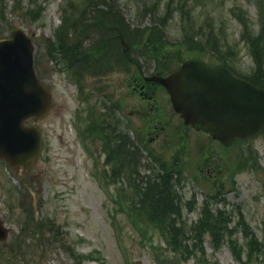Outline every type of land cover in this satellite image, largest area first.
Masks as SVG:
<instances>
[{
  "label": "rangeland",
  "instance_id": "374dc122",
  "mask_svg": "<svg viewBox=\"0 0 264 264\" xmlns=\"http://www.w3.org/2000/svg\"><path fill=\"white\" fill-rule=\"evenodd\" d=\"M71 1L79 4V9L85 5V0ZM177 1L105 0L107 6L90 8L81 16L82 10L68 9L69 0H0V40L8 39L12 29L26 34L33 44L36 75L52 100L48 115L34 122L42 134L35 164L21 175L0 159V218L6 230V238L0 241V264H158L148 248L150 242L156 251L164 246L158 231L149 229L150 242L140 241L138 222L119 204L115 206L111 195L117 188L125 189L124 193H133L137 202L135 191L140 187L131 191L124 186L125 179L141 185L139 180L160 174V167L166 170L175 166L180 171L174 176L179 182L169 190L179 201L178 212H164L165 223L172 222L189 237L190 227L200 217L207 219V207L210 213L223 211L231 220L229 226L240 223L232 238L243 248L245 234L264 244V133L225 148L207 135L186 128L163 89L152 85L151 94L145 89L144 97L134 90L144 76L166 74L188 58L223 64L239 77H254L255 64L249 46L241 40L240 22L248 24L250 35L263 40L260 20L264 19V0H180L184 2V18ZM231 7L237 18L228 13ZM108 9L133 28L152 29L153 38L162 44L158 61L139 55L147 48L143 46L129 56L138 66L126 68L118 62L111 72L87 73L81 55L105 37L87 23L92 14ZM68 20L78 22L74 29H66L62 54L55 35ZM198 26L204 33L195 30ZM192 27L194 35L188 38ZM197 47L202 49L194 50ZM110 51V47L104 50L109 61ZM262 65L258 77L264 80V59ZM135 68L140 73L137 78H133ZM73 82L81 87L79 96ZM101 113L107 127L116 131L114 139L123 136L135 153V162L141 163L139 169L136 167L138 172L118 175L114 186L102 185V176L95 171L106 170L101 142L87 139L91 124L102 120ZM118 146L124 149V141ZM213 194L219 198L214 200ZM132 205L130 202L125 207ZM40 221L59 229L56 241L51 240L46 228L38 231L35 222ZM203 239L201 248L209 264H238L225 246V237L219 248H214L208 235ZM187 244L192 249L195 243L188 239ZM262 251L250 259V264H264ZM198 255L195 252L185 264H196Z\"/></svg>",
  "mask_w": 264,
  "mask_h": 264
},
{
  "label": "water",
  "instance_id": "95a60500",
  "mask_svg": "<svg viewBox=\"0 0 264 264\" xmlns=\"http://www.w3.org/2000/svg\"><path fill=\"white\" fill-rule=\"evenodd\" d=\"M10 34L0 41V158L24 173L41 145L38 129L23 122L46 115L50 94L35 74L29 39L20 29ZM146 80L165 88L185 125L209 133L224 146L264 129V89L233 77L224 66L190 59L165 77ZM5 232L0 221V240Z\"/></svg>",
  "mask_w": 264,
  "mask_h": 264
},
{
  "label": "trees",
  "instance_id": "16d2710c",
  "mask_svg": "<svg viewBox=\"0 0 264 264\" xmlns=\"http://www.w3.org/2000/svg\"><path fill=\"white\" fill-rule=\"evenodd\" d=\"M196 1L197 0H195V2ZM183 3L184 2L180 0L177 1V5L181 6L180 10H178L182 15L181 18L185 17L183 16V11L181 10L184 5ZM193 4L195 5L196 3ZM104 6H107L105 0H87V2L85 0V5L81 9H79L78 6L73 3L68 6V9L82 10L81 16H83L84 14L86 15V12L90 8H92L93 10H97L99 7ZM26 11L28 12V10ZM92 13L93 12H91V14ZM228 13L234 15L237 18V13H235L233 7L228 10ZM69 18L70 16H68V19ZM90 19L91 21L87 24H90L91 26H94V28L100 30V33L108 32V38L110 37L109 41H112L114 47L111 53L112 55L110 61L108 58H104V50L105 48H107L108 42L105 39H101L100 41H98V43H96L93 47H90L89 51L83 52L84 54L81 55L82 59L84 60L83 67L88 69L87 73L91 75H99L105 72H110V70H113L116 66L119 65L118 62H120V64L123 63L126 68H133L134 66H138L136 62H133L129 59V56L133 51L138 50V47L143 46L147 48L143 49L142 52H139V55L147 57L152 56L154 62L155 59H157L158 61V48H161L162 44H160L157 39L153 38L152 29L146 30L142 28V30H140L138 28H133L130 25L125 24L124 21H122L123 19L121 18V20L118 14H114V12H111L109 9L108 11L98 10L96 13L92 14ZM77 22V20H68V22H65L62 25V28L59 30V34L57 35V43H59L58 49L59 51L61 50L62 54H64L63 50L65 49L63 43L64 39L66 38H64V34L66 33L65 31L68 27H73L74 29ZM261 23L262 24L260 28H264V20H262ZM240 24H242L241 27L243 30V34L240 35L242 36L241 40L245 41L246 45L249 46L250 56L252 57L255 64L254 77L250 79L246 77L240 78L248 80L255 86L264 88V80L258 77L260 75L259 73L263 69L262 61L264 59V35L261 34L263 36V40L259 35L254 37L253 35H250L248 33V24L245 21L240 22ZM191 26L188 25V27ZM201 27L202 26H198L195 29L199 34L204 33V30ZM190 30L192 31V34L188 38H191L194 35L193 27ZM190 44L194 46L193 41H191ZM199 49L202 48L197 47L194 50L199 51ZM53 50L54 44L51 45L50 53L53 52ZM69 60L72 61V59ZM111 60H114V62H112ZM164 67H166V65H159V68L161 69H164ZM133 70V78L139 77V70L137 68ZM230 71L232 72V74H235L239 77L238 74H236L232 70ZM256 72L258 73L256 74ZM78 73H80V70L78 71ZM95 131H97L98 135L102 136L106 145H110L112 161L116 164L114 166V172L119 171L121 168H123V166L128 173L132 171L137 172L136 167H138L139 169V160L135 162V153L132 151V149H129L131 145L128 141L124 140L123 136L118 135L114 139V136L112 135L113 133L116 134V131L110 127L108 128L104 121L96 123ZM114 140L117 142V145H114L113 147ZM118 140L124 141V149L118 146ZM176 168L177 167L174 166L171 168H166L165 170V167H160V174H156L154 178H148L144 182V178L139 180V183H141L142 186L135 185L128 180L127 186L131 191L132 188L134 191L137 186L140 187L137 191H135L138 193V195L136 196L138 197V201L135 202L133 193H130L129 199H127L126 202H131L133 204L132 206L128 207L129 212L130 214L134 215V221L138 222L140 230H142V226H144L145 224H147L146 228L150 227L156 230L158 229L160 231V234L162 235V238H164V240L167 242L171 251L174 252V256L177 254V262L179 264H185L186 260L191 255H194L197 251L199 252V257H205L201 245L204 240L203 238L207 235L209 236V239H211L214 248H219L220 246H222L225 242V237L227 239L228 248L232 250L233 259L239 264H250V259L256 257L257 255L260 256L263 252L262 250L264 249V244H260L255 237L249 236V238L248 235L245 234V250H243V245H240L237 239L232 238V234H234L236 230L241 227L240 223L237 222L236 226H229L231 220L228 218V216L222 213L223 211L210 213V210L207 207H204V210L208 214V217L207 219H203L201 217L198 222H196L197 224L190 227L189 237L186 236V232H182L181 229H175L172 222L165 223L164 220H162V215L164 212L173 215L178 212V206L176 202L179 201L173 199V195L170 196L169 193V190L172 189L173 183L179 182L178 178H174V176L176 174H179L180 172L175 170ZM144 195L146 196L145 201L143 199ZM39 226L42 227V224H40ZM229 227L234 228L229 229ZM56 231L57 230L54 228L51 231V235L53 237L55 236ZM188 239H192L195 243L192 245V249L188 248ZM150 252L156 253L153 244L150 245ZM243 253L246 254L244 259L242 258ZM156 257L159 258V255H157V253ZM198 262L199 264H208L207 261L201 259Z\"/></svg>",
  "mask_w": 264,
  "mask_h": 264
},
{
  "label": "flooded vegetation",
  "instance_id": "af4514ba",
  "mask_svg": "<svg viewBox=\"0 0 264 264\" xmlns=\"http://www.w3.org/2000/svg\"><path fill=\"white\" fill-rule=\"evenodd\" d=\"M142 93H143V91H142Z\"/></svg>",
  "mask_w": 264,
  "mask_h": 264
}]
</instances>
